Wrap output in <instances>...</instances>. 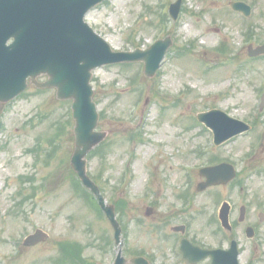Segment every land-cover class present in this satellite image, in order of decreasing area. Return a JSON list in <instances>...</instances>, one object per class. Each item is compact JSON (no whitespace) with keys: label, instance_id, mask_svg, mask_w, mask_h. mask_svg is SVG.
Listing matches in <instances>:
<instances>
[{"label":"rangeland","instance_id":"374dc122","mask_svg":"<svg viewBox=\"0 0 264 264\" xmlns=\"http://www.w3.org/2000/svg\"><path fill=\"white\" fill-rule=\"evenodd\" d=\"M171 1L105 0L86 15L115 50L145 49L167 35L173 41L153 77L143 76L142 62L93 71V97L102 112L97 130L106 131L107 137L88 159V172L106 203L118 208L122 253H155L160 261L166 252L167 264H179L171 254L172 227L160 230L157 222L184 204L170 188L184 186L183 174L172 177V184L163 178L176 173L175 159L169 156L179 148L177 155L194 159L190 148L180 151V146L200 145L185 131L200 111L219 108L242 120L264 111L259 109L264 57L247 55L248 44L264 43V0H244L253 6L248 17L231 9L235 0H185L176 22L162 10ZM164 11L167 26L162 27ZM175 97L178 101L171 106ZM70 104L57 100L54 90L33 86L11 102L0 103V264H108L116 253L109 222L70 167ZM167 104L170 108L163 112L161 105ZM257 134L264 137V125L213 149L220 154L246 153ZM206 139L204 134L199 143H209ZM208 159L209 155L199 162ZM262 160L264 151L248 152L243 163L252 207L257 185L264 181ZM209 187H193L191 204L211 208L224 190ZM150 205L153 212L146 216ZM35 228L46 235L35 243L23 242ZM201 228L202 220L193 224V231L208 242L207 229Z\"/></svg>","mask_w":264,"mask_h":264},{"label":"water","instance_id":"95a60500","mask_svg":"<svg viewBox=\"0 0 264 264\" xmlns=\"http://www.w3.org/2000/svg\"><path fill=\"white\" fill-rule=\"evenodd\" d=\"M101 1L0 0V102L8 101L24 90L28 77L37 87L56 88L58 99H72L75 124L74 151L70 164L83 185L98 197L101 208L115 230V239L120 244V227L115 220L113 206L105 204L97 185L86 174V154L105 137V132L94 130L98 114L92 101L93 91L89 83L91 70L105 63L141 60L145 65V75L151 76L171 41L169 38L157 40L145 50H111L105 40L83 22L84 13ZM179 3L180 0L171 5V14L174 17ZM231 5L234 9L243 10L244 4L235 2ZM260 52H264L263 46L257 47L250 54ZM41 74H46L47 79L38 82L36 78ZM220 112L213 109L200 117L211 124L216 142L243 130L242 122L229 117L225 120ZM219 119L224 120L225 125H212L213 120ZM213 170L212 173L208 169L203 171L207 181L199 190L228 180L226 177L216 178L217 174ZM36 236L43 238L41 233ZM189 250L190 247L184 244L181 247L187 260L195 257ZM130 261L134 264H147L142 257H133ZM124 262L125 259L118 256L115 264Z\"/></svg>","mask_w":264,"mask_h":264},{"label":"flooded vegetation","instance_id":"af4514ba","mask_svg":"<svg viewBox=\"0 0 264 264\" xmlns=\"http://www.w3.org/2000/svg\"><path fill=\"white\" fill-rule=\"evenodd\" d=\"M251 114V119H244L251 125V130L243 133V136L249 134L258 126L264 125V111L251 112ZM191 120L192 121H189V123L185 125V131L190 133L191 141H195L200 145L184 144L180 146V151H182L181 148H183V146L190 148L188 154H193L194 159L184 160L182 155H177L179 152V148H177L174 153L169 156V158L175 159L176 173L172 176L169 174L170 176L168 178H166V175L163 177L166 179L164 180L166 183L168 182L172 184V182H169L171 180L173 181V179H171L172 177L175 178L182 176L181 173L183 174L184 190L182 186L170 188L176 193L177 201L181 200L180 202L184 204L180 209L166 213L159 221H157L160 223V227L159 225H155L154 227H159L161 230L162 227H167L168 225H170V228L172 227L171 229L175 226H182L180 227L183 231L182 233L171 230L172 234L175 235V238H173L171 254H174V257L178 260L176 263H213L214 259L212 256H207L194 263L186 262L179 253V241H181L180 239L182 238H186L191 244L198 248L209 250L220 249L222 254H225L224 250L231 248L234 242L237 247V260L239 264H264V181L263 185H257L259 191L257 197H254L255 206L252 207L249 204L250 200L247 201L246 195V192L248 191L247 176L246 174H243V163L245 165L247 162L248 152L260 151L261 155L264 151V137L257 134L259 136L254 143L248 147L246 153L241 150L240 154H233L231 152L228 154H220L213 148L226 147L227 143L230 144V141L215 146L213 143L209 142L212 141V132L203 124L199 123L195 118H192ZM193 129L197 130L193 131ZM204 134L207 135L206 141L208 140L209 143H199L200 138L202 139ZM237 150L240 151V149ZM207 155H209V159L204 163H200V159ZM263 161L264 160L260 163ZM223 163H227L234 167V178L225 184L211 186L209 189L221 187L224 190V196L221 194H218L217 197L215 196L211 208H205V205L195 207L191 204L192 198L196 195L192 188L196 187L198 182L204 179L199 174V168L205 165L214 166ZM178 183L179 182H177V184ZM250 190L252 191V188ZM222 203L227 204L226 212L229 227L223 225L219 216V209ZM153 209V205L148 207L150 213L153 212ZM199 220H202V228L207 229V235L210 238L208 239V242L200 239L195 231H193V224L197 223ZM247 229L250 233V237L246 231ZM144 256L151 264H167L166 259L168 257L166 252L163 253L162 260L160 261L156 259L157 257L155 253L151 255L145 253Z\"/></svg>","mask_w":264,"mask_h":264}]
</instances>
